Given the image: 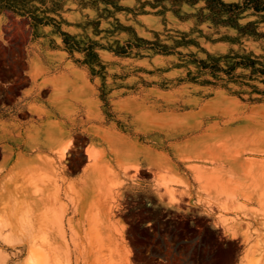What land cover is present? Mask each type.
Returning a JSON list of instances; mask_svg holds the SVG:
<instances>
[{"label": "rangeland", "instance_id": "obj_1", "mask_svg": "<svg viewBox=\"0 0 264 264\" xmlns=\"http://www.w3.org/2000/svg\"><path fill=\"white\" fill-rule=\"evenodd\" d=\"M223 1L0 8V264H264V11Z\"/></svg>", "mask_w": 264, "mask_h": 264}, {"label": "trees", "instance_id": "obj_2", "mask_svg": "<svg viewBox=\"0 0 264 264\" xmlns=\"http://www.w3.org/2000/svg\"><path fill=\"white\" fill-rule=\"evenodd\" d=\"M207 1L208 2L215 1L219 6H221L223 8H228L230 10H232L234 7L237 6V4H235V3H226L223 0H207ZM251 1L253 3L252 6L249 5L250 0H248L247 2H245L244 7L245 8L253 7L257 11H264V3H261L259 0H251ZM0 8H7V9L13 10L15 13H19V14L27 13V10L24 8V6H18V4H16L15 0H0ZM61 34L63 35V42L66 44L67 48H69L70 50L83 51L87 54V56H97V52L93 51L92 45H88L86 47H81L80 44L75 40L73 41L71 39V37L66 32H61ZM237 63H241L243 65H249V64H246L245 62H237ZM250 66L253 67V65H251V64H250ZM205 67H207V66H205Z\"/></svg>", "mask_w": 264, "mask_h": 264}]
</instances>
